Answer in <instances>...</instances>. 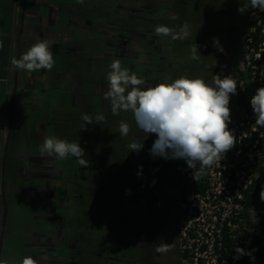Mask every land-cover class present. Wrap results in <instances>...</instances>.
<instances>
[{
	"label": "rangeland",
	"instance_id": "obj_1",
	"mask_svg": "<svg viewBox=\"0 0 264 264\" xmlns=\"http://www.w3.org/2000/svg\"><path fill=\"white\" fill-rule=\"evenodd\" d=\"M94 0H84L83 5L86 3L89 5ZM109 7L115 6L117 8L116 11L119 15L127 20L125 25L118 26L117 30L120 31V35L124 38V43L127 44V54L125 56V63L127 65V69L130 72H135L138 78H142L145 81V84L142 87H149L151 84L149 79L147 78L145 68L146 65L153 68V70L157 71V73L161 74L164 78V81H160L159 83H167L168 74L172 69L171 75L172 80L179 78L180 76H186L188 78H202L207 81H212L211 74L206 73L205 70H202L205 59L200 56L199 59H192L189 58V63L193 65H201L199 70L197 69H187L182 65L180 58H175L171 51L169 50V45L172 43L171 37H162L157 36L154 29L149 27V24L146 23L145 27H138L135 23L129 22L132 20L129 18L128 14L130 10L121 0H105ZM169 3L175 5V12H171L170 15H174L175 23L173 28L179 30V23L181 26L187 22L190 25V35L184 40H175L173 43L176 45V49L178 52L182 50H186L191 52V47L195 45V43L200 47L202 37L201 33L206 35V31H204L205 25L214 22L213 17L208 15L209 17L205 19H201L202 17L200 14L203 12L200 11V7H203L204 4L215 3L218 0H167ZM200 2H202V6ZM165 1L160 0L158 2H146V5L138 6L139 12L143 13L148 8L149 9H165L164 5ZM105 6V3H102ZM146 6V7H145ZM156 6V7H155ZM93 11H95V6H93ZM143 9V12L141 10ZM181 11V12H180ZM252 9H249L245 21L249 22L250 20V13ZM169 15V14H168ZM176 15V16H175ZM183 17V18H180ZM146 17H148L146 15ZM129 19V20H128ZM224 19V18H223ZM217 21L214 25L220 26L224 25L227 22L224 20ZM124 21V20H123ZM164 23V22H163ZM226 26H230L227 25ZM113 30V28H112ZM242 30H244V24H242ZM111 30H107L105 32L106 36L111 35ZM203 34V35H204ZM242 35L238 41V68L240 67V62L243 59V41ZM132 40L134 42H132ZM79 41V40H78ZM173 45V44H172ZM233 52H231L229 61H234V53L237 50L235 46L237 44H232ZM131 49V50H130ZM199 49V48H198ZM132 50L136 51L133 53ZM61 53H65L64 50H61ZM85 61H92L89 58H86ZM66 79L70 77L68 72H64ZM96 77V82H98V75ZM236 79L242 80V86L237 89V94L232 95L230 99V112L238 110L234 104L236 103L238 98L245 97L246 103H250L252 96L255 94L256 89L259 87L264 86L263 80L259 84L252 83L247 75L241 78L237 75ZM67 81V80H66ZM81 83L84 84L83 81ZM101 85V93L107 89V83L103 82L100 83ZM158 84V83H157ZM210 84V83H208ZM98 85V84H97ZM213 85V84H210ZM84 91L88 93L90 91L89 85L85 83L83 87ZM85 101L84 103L75 97L72 99L71 106L73 108L69 109L70 107L67 106L65 111L64 119L62 118V123L59 127V131L54 133V137L59 139H64L69 142H79L80 146L85 150L86 159L89 161V167H95L99 164L107 165L108 170L114 169V162L117 159L115 157L117 143L120 141L123 148L129 149L130 141H133L134 134L140 132L141 135L138 136L140 138V142H143V148L139 152H133V157L131 162L135 165L139 163L141 155L146 153V156H149V150L151 149L152 145L149 143L153 142L157 139V136L154 134H148L145 137V133L141 131L135 122L133 113L131 111H121L118 116H115L111 112V104L107 102V100L102 101V105H98V100L96 96H88L82 97L81 99ZM240 110V108H239ZM88 114L92 117H95L98 114H102L105 116V120L95 124H86L84 127L85 122L82 120V115ZM32 111H29V125L34 122ZM254 113L252 111L253 116ZM247 116V117H251ZM246 116L243 115V119ZM121 120L126 121L131 126V132L127 136L120 135L119 132V122ZM250 126L255 124V115L250 118ZM142 132L144 134H142ZM156 135V134H155ZM130 136V137H129ZM145 151H149L148 153ZM107 157V158H104ZM179 160V169L184 168L185 161L182 159ZM237 162V161H236ZM228 161L222 159L220 163L214 164L210 168L206 169V174L204 176V180L208 183L210 192L214 191L221 192L219 195L222 196L223 193V183L221 179L219 180L217 171H227L228 170ZM238 163V162H237ZM63 168L65 171H68L70 174V179L66 178L67 189L69 185V190L71 191V197H66L64 194L59 199V204L61 207H55L54 205H50L48 207V211H44V208L39 204L36 203L34 206L29 207V243H33L35 238L33 234L35 232L41 233L47 231L48 234L54 232L55 230H63L67 229L68 235L75 240H80L81 245L77 246V251L83 252L85 249V242L88 240H92L93 243L97 246L98 249V256L91 257L94 261H97V264H104L107 261V257L109 255V246L107 243L106 238V207L105 205L103 208H98L95 203V199L99 196L100 191L94 190L91 187H83L81 184V178L79 173V168L81 167L77 162L75 157H69L68 159L64 160ZM82 169V167H81ZM90 170V168H89ZM88 172H91L89 171ZM127 172V170H125ZM91 175H89V181ZM256 181L258 182V198L256 202L253 204L251 208L250 216L252 221L256 227V231L261 232V236L264 237V200H261L260 193L264 190V172L263 173H256L254 174ZM107 180L113 182L114 185L117 184L116 175L107 173ZM33 181V179L31 180ZM162 191L164 196H170L172 200L171 208L169 210V214L172 216V223L176 229V249H177V264L179 263V253L183 250V247H188L190 244L189 241L185 240V237L182 235V229L185 225L190 223L191 225L195 226V229L204 230L211 227L212 225V217L214 215V211H216L217 202L213 200L210 196L207 202L201 201L198 199L195 194H192V190L185 189L184 193L186 196V202H182L180 200V192L178 191V186L180 181L178 177H170L169 175L165 174L162 177ZM32 183V182H31ZM46 186H52L51 181L46 180ZM96 184L98 182L96 181ZM173 184V185H172ZM120 183L118 186H121ZM177 186V189H176ZM106 191V190H105ZM103 192V200L106 201L105 195L106 192ZM78 195H81V201L77 198ZM221 201V198H220ZM216 207V208H213ZM194 212V213H192ZM38 215L39 217L33 219L34 215ZM55 231V232H56ZM95 233L99 234L98 241L95 242ZM58 235H56V239L58 240ZM204 237V236H201ZM34 259V258H33ZM36 259V258H35ZM85 264V263H83Z\"/></svg>",
	"mask_w": 264,
	"mask_h": 264
},
{
	"label": "crops",
	"instance_id": "obj_2",
	"mask_svg": "<svg viewBox=\"0 0 264 264\" xmlns=\"http://www.w3.org/2000/svg\"><path fill=\"white\" fill-rule=\"evenodd\" d=\"M82 9L77 0H0V232L3 199L6 208L0 260L10 264H21L24 257L36 258L37 264L50 263L47 231L35 232V241L29 243V207L39 203L46 212L52 204L63 205L59 199L65 193L64 160L42 156L39 148L46 137L59 131L67 105L75 98L70 87L79 84L76 75L81 74L66 79L65 58L58 50L69 39L73 49L76 41L80 45ZM19 31L21 54L37 41L47 40L55 64L51 71L17 70L9 125L15 75L11 60L16 58ZM29 111L34 119L30 125ZM46 180L52 186H46ZM38 217L35 214L33 219Z\"/></svg>",
	"mask_w": 264,
	"mask_h": 264
},
{
	"label": "clouds",
	"instance_id": "obj_3",
	"mask_svg": "<svg viewBox=\"0 0 264 264\" xmlns=\"http://www.w3.org/2000/svg\"><path fill=\"white\" fill-rule=\"evenodd\" d=\"M83 4L84 0H77ZM249 9L264 12V0H248V3L240 5L238 13L244 14ZM175 19V17H173ZM157 36L171 37L173 40H184L190 35V25L185 22L179 30L165 25H158L154 29ZM214 47L219 51L223 48L219 39L213 37ZM51 45L47 40H39L18 59L13 58L11 65L17 70L35 72L41 69L51 71L55 60ZM195 43L191 47V58L199 59L200 53ZM0 48L3 41L0 40ZM111 71L107 74V91L104 99L110 101L111 112L118 116L121 111L133 113L137 127L145 133L156 134L150 151L153 157L159 156L164 159L182 158L187 166L193 170V179L204 174L205 169L220 163L225 154L231 150L236 137L229 130L228 124L231 119L230 99L237 94V83L231 75L213 76V85L205 82L202 78H188L180 76L171 83H158L155 86L142 87L144 79L138 78L135 72L123 68L120 59H113L109 65ZM255 124L264 127V86L256 89L250 100ZM86 124L100 123L105 116L98 114L92 117L88 114L82 115ZM119 132L127 136L131 132V126L124 120L119 122ZM130 151L139 152L143 148V142L133 140L129 145ZM40 154L55 157L58 160L68 159L70 156L76 158L81 167H88L85 150L79 142H69L56 137H46L39 148ZM264 200V190L260 193ZM170 243L157 244V253L171 251ZM237 255L234 260L240 259L250 252L237 247ZM0 264H10L7 260H0ZM21 264H37L32 257H24Z\"/></svg>",
	"mask_w": 264,
	"mask_h": 264
},
{
	"label": "trees",
	"instance_id": "obj_4",
	"mask_svg": "<svg viewBox=\"0 0 264 264\" xmlns=\"http://www.w3.org/2000/svg\"><path fill=\"white\" fill-rule=\"evenodd\" d=\"M89 5L86 3L83 5L82 11V36L81 43L76 41L75 47L73 49L72 40L69 39L60 46L58 53L62 55L65 59V71L69 73L70 77L74 73L80 72V76L77 77L76 81H78V85L75 87L71 85L70 90L74 97L78 98L80 102L84 103V100L81 99L84 97H92L96 96L98 100V105H102V101L104 99V90L101 93V85L98 83H107L106 77L107 74L111 71L109 65L111 64L113 59H120L121 65L123 68H127L125 63V56L127 54L126 49L127 44L124 43V38L119 34L120 31L117 30L118 26L125 25L127 20L124 17L118 14L114 5L109 7L105 0H94ZM125 6L128 7L130 13L128 14L129 22L135 23L138 27H145L146 23L149 24V27L155 29L158 25H165L173 28L175 20L174 15H170L171 12H175V7H171L169 5V1L164 0L165 9L156 10V9H145L146 11L143 13L139 12L138 6L146 5V2H158L159 0H121ZM105 3V6L102 4ZM93 6H95V11H93ZM146 7V6H145ZM156 7V6H155ZM181 12V11H180ZM161 14V15H159ZM169 14V15H168ZM146 15L148 17H146ZM176 16V15H175ZM180 18H183L180 16ZM124 20V21H123ZM164 22V23H163ZM244 30L242 32V38L245 37L250 23L246 21L243 22ZM181 23H179V27ZM113 28V30H112ZM107 30H111V35L106 36L105 32ZM169 45V50L171 54L176 58H180L182 65L187 69H197L199 70L201 65H193L189 63L191 52L186 50H182L180 52L177 51L176 45L173 43ZM262 41L255 36L253 46L256 48L257 45ZM132 42H134L132 40ZM173 44V45H172ZM61 50H64L65 53H61ZM131 50V49H130ZM133 53L136 51L132 50ZM86 58L91 59L92 61H85ZM261 59L264 62V51L261 52ZM63 60V59H62ZM238 60V59H237ZM235 61L234 68L230 72V75L234 80H236L237 75L243 78L246 74L239 72L238 70V61ZM191 62V61H190ZM258 64V63H257ZM152 65V64H151ZM151 65L144 67L149 79L150 86H155L160 81H164L161 74L157 73V71L151 68ZM168 74L167 83H171L172 80V69ZM96 75H98V82H96ZM187 74H185L186 76ZM74 77V76H73ZM213 78V76H211ZM81 81L84 82L81 83ZM72 82V81H71ZM88 84L90 91L86 93L83 89L84 85ZM98 84V85H97ZM213 84V80L210 82ZM214 86V85H213ZM237 88L239 89L238 83ZM75 99V98H74ZM108 104L110 101H108ZM238 107V110L232 111L230 123L228 124L229 128H232V124H238L242 119L243 115L249 116L252 114V107L250 103H246L245 97L238 98L236 103L234 104ZM71 108V104H68ZM240 108V110H239ZM256 131L253 133L252 141H256L255 152L256 155L254 157V165H253V173H263L264 172V127L256 126ZM138 136L141 135L140 132L134 134V139L139 141L140 138ZM142 134H144L142 132ZM154 136H156L154 134ZM130 137V136H129ZM155 141V140H154ZM154 141L151 143L153 145ZM247 139H242V142H246ZM132 142V141H130ZM117 149L115 150V157L117 159L114 162V169L108 170L107 165L99 164L95 166L97 168V179L98 182L97 188L98 191L103 193L107 188V173L115 174L117 177L118 184L122 183L127 177H133V174L141 173V169L136 164L134 165L131 160L133 157V152L129 149L123 148L120 141L117 143ZM129 148V147H128ZM239 152L238 156H235L234 153ZM247 150L242 146H238L237 139L234 147L229 150L223 159L228 161V170L227 171H218L221 175V178L234 180L237 178V173L246 167H242L247 160L246 158ZM107 158V157H104ZM143 159V155H141L140 160ZM171 161L173 167L179 168V160ZM238 163H237V162ZM168 161L162 159L160 164H167ZM127 170V172H125ZM193 170L188 173L176 172L174 169H161L159 170L158 179L163 183L162 177L167 174L170 177L177 176L180 184L178 188H181L180 191V200L182 202H186V196L184 193L185 189H191L192 192L198 196V199L202 201H206V191L208 189V183L204 180V176L206 174V169L204 174L200 175L198 178L193 179ZM258 182L254 179L253 183L244 191H242V200L237 201L241 205V211L237 215L235 219H232L230 225L228 226L224 223L220 229V233L214 235V241L212 245L213 250V262L211 264H264V237L261 236V232L256 231V227L252 221L250 216L251 208L253 204L256 202L258 198ZM99 194L100 196L102 194ZM187 239L194 240L195 235L192 232H188ZM219 244V246H218ZM240 247L245 250V252H250L252 256H254V260L249 255H243L240 259L234 260L233 257L237 255L235 249ZM196 245L192 244L190 249H186L184 253H179V264H194V255L193 251L195 250ZM207 250V246L202 244L197 251L199 253H203ZM192 252V253H191ZM186 261L187 263H184ZM195 264H205V261L202 259H197Z\"/></svg>",
	"mask_w": 264,
	"mask_h": 264
},
{
	"label": "flooded vegetation",
	"instance_id": "obj_5",
	"mask_svg": "<svg viewBox=\"0 0 264 264\" xmlns=\"http://www.w3.org/2000/svg\"><path fill=\"white\" fill-rule=\"evenodd\" d=\"M246 3L248 0H218L200 7V11L203 12L200 14L201 19L208 18V15L215 18L214 22L211 21L212 23L205 25L206 35L201 33V43L198 47L201 57L205 59L202 70L210 73L211 76L230 75L234 68V63L238 59V41L243 32L242 24L249 11L240 14L237 9ZM200 4L199 6H202V2ZM223 18L230 26L227 27L224 24L216 27L214 23ZM213 37L219 39V44L223 48L222 52L214 47ZM235 43L237 50L234 53V61L231 62L229 58L233 52L232 44ZM149 144L151 145V142ZM169 156L170 158L165 159L168 161L167 164H160L164 158L153 157L150 152L149 156H146V153L143 154V159L139 160L137 164L141 173L133 174L131 178L127 177L121 186H118V182L114 185L113 182L107 180L106 201L103 200L104 195L96 197V206L103 208L105 205L107 212L105 236L109 246V255L104 264H177L176 229L172 223L173 218L169 214L172 200L170 196H164L162 182L158 176L161 169H174L176 172L185 174L191 173L192 169L187 166L184 159L183 169H179L178 166L173 167L171 161L177 163L176 159L178 158H171L170 150ZM179 159L182 160V158ZM89 168H79L81 184L85 188L91 187L98 191L96 184L98 170L92 166ZM89 175H91L90 181ZM66 178L71 180L68 171H66ZM67 184L68 181L65 183L64 195L71 197L72 193L69 190V185L67 189ZM178 191L180 192L181 188H178ZM77 198L79 201L82 199L81 195H78ZM55 231L49 233L48 236L49 264H97V261L91 259V257L98 256L99 253L92 240L84 241L85 249L81 252L77 251V246L81 245L82 239H80L81 241L72 239L68 235L67 229ZM57 234L61 235H58V240L56 239ZM94 237L95 242L100 238L97 233ZM161 241L170 243L171 251L157 253L155 248ZM56 249L59 250V253H56Z\"/></svg>",
	"mask_w": 264,
	"mask_h": 264
},
{
	"label": "built area",
	"instance_id": "obj_6",
	"mask_svg": "<svg viewBox=\"0 0 264 264\" xmlns=\"http://www.w3.org/2000/svg\"><path fill=\"white\" fill-rule=\"evenodd\" d=\"M249 20L250 26L243 41L244 55L242 61L240 62V67L238 68V70L239 72L246 74L252 83L259 84L262 80L264 83V62L261 59V52L264 51V12H259L252 9ZM255 36L259 39H262V41L257 45L256 48L253 46ZM235 81L236 83H238L239 87L242 86V80L236 79ZM253 116H246V118L242 119L238 124L233 123L232 128H229V130H231L233 132V135L236 137L238 146H242L247 150V160L242 166L246 167V169H242L240 173H237V178L230 181H228V179L226 178L222 179L220 173L217 171L219 180L221 179V182L223 183V193L220 197L219 195L221 194V192H217L218 195H216L214 191H211L212 193L209 194L210 189L208 185V189L206 191V202L211 196L213 200L217 202L218 207L216 211L213 212L214 215L211 219V227L209 226L204 230L195 229L194 225L188 223L182 229V235L183 237H185V240L189 241L191 245H196V248L193 251V255L195 257L194 264L196 263L197 259L204 260L205 264H211L213 262L212 245L214 241V235H218L220 233V229L224 223L229 226L231 220L237 217V215L241 211V205L237 201L242 200V191L246 190L255 179L253 173V165L255 163V145L257 142L252 141V136L256 131V128L254 124L250 126L249 121ZM242 139H247V141L242 142ZM238 153L239 152L234 153L235 156H238ZM192 194L194 193L192 192ZM196 197L198 198V196ZM188 232H192L195 235L194 240L187 239ZM202 244L207 246V250L203 253H199L197 249ZM191 245H189L188 247H183V250L180 253H184L186 249H190ZM184 263L187 262L184 261Z\"/></svg>",
	"mask_w": 264,
	"mask_h": 264
},
{
	"label": "water",
	"instance_id": "obj_7",
	"mask_svg": "<svg viewBox=\"0 0 264 264\" xmlns=\"http://www.w3.org/2000/svg\"><path fill=\"white\" fill-rule=\"evenodd\" d=\"M24 1L25 0H23V2ZM19 38H20V31H19L18 40H17L16 59H18L20 54H21ZM16 87H17V69H15L14 86H13V92H12V97H11V102H10V117H9V123L10 124L9 125H11L13 100H14V96H15ZM5 219H6V208H5V203H4V199H3V214H2V225H1V232H0V252H1V242H2V237H3V231H4V227H5Z\"/></svg>",
	"mask_w": 264,
	"mask_h": 264
}]
</instances>
